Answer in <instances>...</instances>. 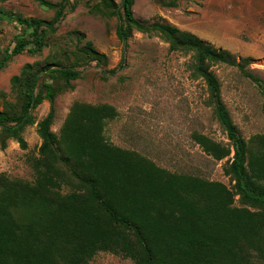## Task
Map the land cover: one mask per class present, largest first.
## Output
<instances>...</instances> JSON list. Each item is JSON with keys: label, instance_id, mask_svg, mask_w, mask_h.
<instances>
[{"label": "trees", "instance_id": "trees-1", "mask_svg": "<svg viewBox=\"0 0 264 264\" xmlns=\"http://www.w3.org/2000/svg\"><path fill=\"white\" fill-rule=\"evenodd\" d=\"M69 1L52 4L36 0L55 11L51 22L25 20L0 9V17L9 16L33 30L31 40L13 41L4 52L0 70L25 51H41L47 29L63 17ZM133 1L122 0L118 6L117 37L126 43L133 29L157 33L172 50L194 54L193 75L208 85L218 118L234 145L227 174L236 182L235 195H240L249 209L231 208L235 195L220 183L167 173L137 154L107 143L104 129L117 117L109 105H74L59 138L51 127L54 100L64 90L47 79L64 81L72 89L70 82L77 80L80 72L72 67L45 66L32 74L24 71L23 80L13 79L23 96L20 113L0 111L1 147L6 148L7 140L14 139L25 149L22 133L35 124L30 111L44 100L50 107L47 116L37 123L42 140L38 168L44 169L41 180L36 185H1L0 264H88L102 251L130 258L135 264H264V154H251L247 161L248 148L221 101L220 84L205 66L207 62L236 66L263 97L264 84L247 72L245 64H235L225 51L213 49L192 33L160 23L141 24L133 16ZM102 2L107 4L106 0ZM90 51L91 59L101 64L104 56L92 48ZM243 62L249 63L250 59ZM124 66L125 54L117 69L104 74L113 75ZM262 111L264 115V102ZM196 140L218 160L230 155L229 150L204 136H196ZM254 140L264 143V137ZM54 164L69 169L76 180L75 193L63 195L53 190L55 176L60 177L53 171ZM19 211L30 214L23 223L15 216L21 214Z\"/></svg>", "mask_w": 264, "mask_h": 264}, {"label": "rangeland", "instance_id": "rangeland-1", "mask_svg": "<svg viewBox=\"0 0 264 264\" xmlns=\"http://www.w3.org/2000/svg\"><path fill=\"white\" fill-rule=\"evenodd\" d=\"M45 1L59 4L63 0ZM106 2L65 3L63 17L47 29L41 51H25L4 64L0 70V111L20 113L23 96L13 79L23 80L24 71L32 74L45 66L72 67L80 72L79 78L70 82L72 89L64 81L47 79L64 90L54 100L55 120L51 127L59 138L74 105H109L117 117L104 129L107 143L133 152L167 173L220 183L235 195L236 182L227 174L234 145L218 118L208 85L193 75L194 54L174 51L159 34L136 29L123 43L117 37V9L122 0ZM0 9L29 21L51 22L55 17L54 10L40 6L36 0L0 1ZM132 12L143 25L160 23L192 33L213 49L225 51L235 64H245L247 72L264 84V0H134ZM32 33V29L20 26L9 16L0 17V62L16 38L31 40ZM91 48L104 56L101 64L89 56ZM124 54V68L113 75L104 74L117 69ZM244 59L250 62L244 63ZM27 66L28 70H24ZM205 67L220 84L221 101L248 148L247 161L251 154H264V143L254 140L264 137V97L259 88L236 66L207 62ZM49 108L44 100L30 111L35 124L28 125L22 133L25 149L14 139L7 140L6 148L0 143V191L3 184L36 185L41 180L44 169L38 168L42 140L37 134V123L47 116ZM199 135L229 150L230 155L216 159L197 142ZM56 165L53 171L60 177L55 176L53 190L63 195L75 193L76 180L69 169ZM231 208L249 209L240 195L234 196ZM19 212L15 216L22 223L30 217L26 211ZM88 264L135 263L102 251Z\"/></svg>", "mask_w": 264, "mask_h": 264}]
</instances>
